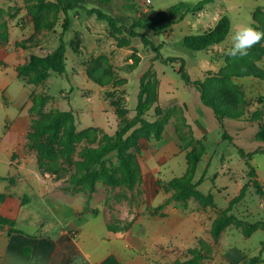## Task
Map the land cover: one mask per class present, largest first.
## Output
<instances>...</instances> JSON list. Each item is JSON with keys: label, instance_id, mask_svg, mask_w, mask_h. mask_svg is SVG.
Wrapping results in <instances>:
<instances>
[{"label": "rangeland", "instance_id": "1", "mask_svg": "<svg viewBox=\"0 0 264 264\" xmlns=\"http://www.w3.org/2000/svg\"><path fill=\"white\" fill-rule=\"evenodd\" d=\"M180 1L194 5L202 0H151L147 4L148 10L144 9L145 0H61L62 5L57 0H0V35L4 39L3 42L0 39V78L5 77L8 81L7 92L12 102L19 100L22 91H30V125L26 134L18 138L51 139L56 148L51 166L57 172L52 179L61 178L60 185L70 199H73L72 195L78 197L81 201L79 214L90 217L95 223H105L110 230L130 231L139 242L141 234L143 238L148 236L144 217L148 216L149 222L154 221L149 226H161L162 223H157L153 217L165 215L162 209L166 205L172 209L170 214L181 209L196 218L184 230L190 229V232L187 240L180 241L182 249L174 244L175 238H169L175 264H193L215 255L221 246L222 235V241L229 245L225 253L235 260L242 254H258L261 249L264 257L263 201L249 176L250 169H254L264 189V142L255 138L257 124L251 119V113L257 107H264V80H255L252 75L231 77L233 85L243 92V110L238 117L225 116L220 120L201 101L194 84L186 83L178 72L181 58L187 61L185 69L193 78L201 74L194 65L209 59V67L203 71L202 79L195 80L202 81L226 68V52L231 47L233 32L242 25L251 26L253 12L256 8L264 10V0H213L201 13L189 12L182 19L174 16L175 21L159 23L163 25L162 29L137 28L149 42L131 36L127 31L113 32L105 19L88 12V9L98 7L112 15L117 23L130 25L140 12L153 14ZM223 14L231 20L225 40L203 51H187L181 46L180 38L184 34L203 32ZM66 15L69 17L68 30L63 34L66 73L51 72L47 79L37 82L31 81V72L24 74V79L19 77L16 71L19 63L15 65L7 54H17L19 61L23 55L26 61L31 53H46L55 48ZM75 37H79L78 42ZM72 40L77 42L76 47L71 46ZM158 53L174 60L164 62ZM239 58L236 57L238 61ZM249 59L264 68V53L260 57L248 53L244 57L245 64ZM147 69L158 80V94L143 117L148 121L159 119L163 121V127L158 136L154 133L141 135L135 145L126 147L131 168H139L137 177L122 175L116 153L111 152L106 155L105 163L115 173L114 181L101 173L91 178L92 186L85 179L79 181L75 177L82 172L78 162L86 160L84 149L99 146L121 123L111 101L117 100L126 110L124 117L131 118L137 104L140 77ZM15 73L17 78H14ZM215 82L206 81L207 86ZM0 99L3 104H0V137L16 139V135L6 128L17 110L2 94L1 88ZM69 109L73 111L76 132H79L74 141L66 142L62 131L51 132L39 125L47 113ZM191 150L198 152L199 158L189 171L187 153ZM48 163L45 160L41 165L45 168ZM0 168L2 171V164ZM187 173L193 182H199L196 190L202 196L210 193V199L200 200L198 195L192 194L185 206L181 201L172 200L156 211V207L175 191L168 182ZM243 185H246L243 198L231 205L229 222L220 234H215V219ZM46 197H50V193L47 192ZM23 209L31 215L18 226L27 232L40 231L55 220L39 196L31 201L30 207ZM251 224L257 226L251 227L249 235L245 236Z\"/></svg>", "mask_w": 264, "mask_h": 264}, {"label": "trees", "instance_id": "2", "mask_svg": "<svg viewBox=\"0 0 264 264\" xmlns=\"http://www.w3.org/2000/svg\"><path fill=\"white\" fill-rule=\"evenodd\" d=\"M57 1L60 5H62L61 0ZM211 1L212 0H202L194 5L180 1L173 5H170L164 10L155 12L153 14L140 12L137 19L134 20L130 25L117 23L112 15L104 12L98 7H92L88 9V12L95 13L100 19H105L108 22L111 31L113 32L120 33L122 31H127L131 36H139L144 42H149L144 33L137 28L162 29L163 25H159V23L165 20L170 21L174 16H177L176 18L178 19H182L183 16H185L189 12H198L202 10L204 6ZM63 12H65V14L67 13L65 8L63 9ZM68 22L69 17L68 15H66L63 22L61 34L58 38L59 44L55 48L46 53H31L26 61L19 63L16 66L17 75L19 77H22V79H24V74H30L31 72V81L37 82L47 79L50 76L51 72H55L60 75L66 73V46L63 40V34L68 30ZM230 27V18L227 16V14H223L217 19L213 26L207 28L203 32L184 34L180 38L181 46L187 51L206 50L209 47L219 44L223 40H225L228 32L230 31ZM251 27L260 31H264V10H262L261 8H256L254 10L253 22L251 24ZM0 39L3 42L4 39L1 37V35ZM78 39L79 37H75V40L77 42ZM75 40H72L73 42H71V46L73 47H76L77 45V42ZM263 42L264 39L250 48L248 53L251 52L254 57H260L264 53ZM158 57H160V59L164 62L174 60L172 57H163L160 53H158ZM230 58L231 57L229 56L226 57L227 66L226 68L221 69L220 73L207 76L202 81L191 79L189 73L185 69L184 59H180L178 68V72L181 78L186 83L194 84L196 89L199 91L201 101L205 105L210 107L214 111L216 117L220 120L225 116L234 118L238 117L243 110L241 108V105H243V92L240 89L238 90V87L236 85H233V83L230 81L231 77L252 75L258 79L264 80V68L259 67L254 62L252 63L250 59L245 64L244 57H240V61H238L236 57L233 59ZM244 67H246L247 70H244ZM131 68H134L133 65H131ZM91 76L93 79L99 81V79L94 75ZM211 80H215V84L207 86L206 81L208 82ZM27 82L29 83L30 81L27 79ZM157 87V78L153 75L151 76V71L149 69L144 71L140 77L135 113L131 118L124 117L126 110L124 109V107L119 105V102L117 100L111 101L116 114L122 119L121 123L115 130V132L112 135H108L99 146H97L96 148L88 147L84 149L86 160L78 162V168H80L82 172L80 174H76V179L82 182L87 180L92 186L93 183L91 181V178L96 175V173H101V175L106 177L108 180L114 181L116 179L115 173L109 170L105 163L106 155L111 152L116 153L122 175L137 177L136 174L137 170L139 171V168H131V158L129 156V152L126 151V147L130 144L135 145L139 139V136L141 135L151 136V134L154 133V135L158 136L160 134L163 127V121L159 119L148 121L143 117L150 105L157 98ZM263 108V106L257 107L251 113L252 121H255L257 124L255 138L262 142H264V121L262 120L264 114ZM39 125L45 130H49L51 132L57 133L62 131L66 138L64 139V141L66 142L74 141V138L79 135V132H76V123L74 121V114L71 109L57 110L51 113H47L43 118H41V121H39ZM28 145L36 151L37 167L41 172L49 171L57 173L54 169H52L51 166L53 153L56 151V148H54V143L51 139H28ZM187 155L188 169L189 171H191L195 167L196 161L199 158V154L198 152L191 150L187 153ZM245 156L247 157L248 155L246 154ZM45 160L49 161L50 163L46 164L47 166L44 168L41 163H43ZM249 176L250 182L261 197L264 207V189L257 179L254 169H250ZM201 179L202 177L199 180ZM198 183V181L193 182L191 180V176L188 173L180 177L172 178L168 182V186L173 187L175 191L164 203L157 206L155 210L158 211L166 203H169L172 200L181 201L182 205L185 206L187 198H189L192 194L198 195V198L200 200H204L205 198L209 200L211 197L210 193L206 196H202L199 191L196 190ZM245 190L246 185H243L240 188L238 194L230 199L228 207H226L221 215L215 219L213 223V231L215 234H220L223 228L227 225L230 219V215L228 214L229 208L233 203L243 198ZM0 223L12 225V222L10 220L2 217L0 218ZM256 226L257 224L249 225V229L244 233L245 236L249 235L248 233L251 230V227ZM22 253L24 254V256L29 257L30 246L22 247ZM257 260H259V255L251 256L248 259V263L254 264V262L256 263ZM99 264H120V262L115 256L110 255ZM189 264H191V262Z\"/></svg>", "mask_w": 264, "mask_h": 264}, {"label": "crops", "instance_id": "3", "mask_svg": "<svg viewBox=\"0 0 264 264\" xmlns=\"http://www.w3.org/2000/svg\"><path fill=\"white\" fill-rule=\"evenodd\" d=\"M211 2L213 3V0ZM144 9L148 10L147 7ZM20 53L23 54V51ZM7 56L9 60L15 61V65L25 59L23 55L20 61L17 60V54ZM208 62V58L198 61L194 68L201 74L195 78L189 74L191 79H202L203 71L209 67ZM14 78H17L16 73ZM7 85L6 78H0L1 92L10 100ZM29 95L30 91L26 89L22 91L19 100H10L17 110V115L10 118V125L6 130L15 134L16 139L0 137V218L12 222V225L0 223V264H99L110 255L115 256L120 264H175L174 249L169 247L168 242L173 237L176 239L174 244L182 249L180 241L187 240L190 232V229L188 232L184 230L188 224H193L196 218L181 209L170 214L172 209L166 205L162 209L165 215L153 217L163 226H149L154 221L149 222L150 218L144 217L147 220L145 229L148 236L143 238L144 235L141 234L138 242L130 231H113L105 223H95L90 217L79 214L81 201L78 197L72 195L73 199L69 198L70 195L60 185L61 178L52 179L55 172L41 173L37 167L36 151L28 145V139H21L31 121ZM0 104L3 105L1 99ZM198 129L203 132V129ZM236 129L238 130V127ZM237 130L236 135L239 134ZM47 192L50 197H46ZM38 196L42 203L47 204L55 220L40 231L30 233L18 226V223L30 218L31 212L23 208L30 207L31 201L36 200ZM220 240L221 246L215 255L193 264H249L248 259L251 256L242 254L235 260L233 256L225 253L229 245L222 241L223 235ZM25 246H30L29 257L22 253V247ZM261 252L262 249L255 254L260 255V258L254 264H264Z\"/></svg>", "mask_w": 264, "mask_h": 264}, {"label": "clouds", "instance_id": "4", "mask_svg": "<svg viewBox=\"0 0 264 264\" xmlns=\"http://www.w3.org/2000/svg\"><path fill=\"white\" fill-rule=\"evenodd\" d=\"M264 39V31L257 30L249 25L238 27L231 36V47L226 55L229 57H245L255 44Z\"/></svg>", "mask_w": 264, "mask_h": 264}, {"label": "built area", "instance_id": "5", "mask_svg": "<svg viewBox=\"0 0 264 264\" xmlns=\"http://www.w3.org/2000/svg\"><path fill=\"white\" fill-rule=\"evenodd\" d=\"M145 3H146V7H147V4L150 3V0H145Z\"/></svg>", "mask_w": 264, "mask_h": 264}]
</instances>
